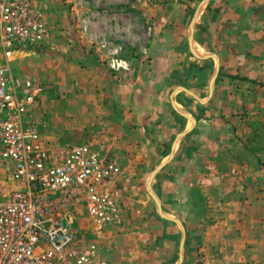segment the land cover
<instances>
[{
  "label": "rangeland",
  "instance_id": "374dc122",
  "mask_svg": "<svg viewBox=\"0 0 264 264\" xmlns=\"http://www.w3.org/2000/svg\"><path fill=\"white\" fill-rule=\"evenodd\" d=\"M203 1L39 0L47 37L13 55L15 72L46 88L26 122L120 166L107 235L83 205L72 214L82 248L106 264H264V0ZM199 8L210 53L196 49L219 60L217 88L178 139L180 126L167 132L171 114L184 122L178 86L159 66L178 47L173 27ZM2 162L0 196L15 186Z\"/></svg>",
  "mask_w": 264,
  "mask_h": 264
},
{
  "label": "built area",
  "instance_id": "2783aa9c",
  "mask_svg": "<svg viewBox=\"0 0 264 264\" xmlns=\"http://www.w3.org/2000/svg\"><path fill=\"white\" fill-rule=\"evenodd\" d=\"M47 34L39 0H0V159L15 183L0 197V264H106L82 248L72 214L83 205L106 236L120 214L110 188L120 166L89 143L45 139L24 119L46 88L15 72L13 55Z\"/></svg>",
  "mask_w": 264,
  "mask_h": 264
},
{
  "label": "crops",
  "instance_id": "0c3cea01",
  "mask_svg": "<svg viewBox=\"0 0 264 264\" xmlns=\"http://www.w3.org/2000/svg\"><path fill=\"white\" fill-rule=\"evenodd\" d=\"M210 1H208L205 5H208ZM205 17L206 16L203 18ZM193 21L194 17H192L190 20L187 19V21L184 19L181 20V25L178 24L180 25L179 27H173L175 30H177L178 35L176 37L177 42L175 41V44L172 46V48L174 46L178 47L170 51V53L166 52L168 54L163 58V60H160L161 66H159L161 71H166V66L170 68L169 74L172 78V82L178 86L177 90L173 91L174 99L172 100V106L174 109L177 108L178 111H176L182 115V118H184V122H182L171 114V116L168 117V120L169 122H173V124L167 126V132L168 130L172 131L175 128H179V126L182 128L183 124L186 123L187 127L182 130L180 128L179 130L178 135L182 136V138L187 137V135L190 133L185 131L189 128V123H191L194 128L199 126L198 122L195 121V118L198 116L197 112L205 108H210L211 99L214 98V93L217 88L216 81L219 71V60L217 61L214 56L208 55L210 53V48L205 43L207 39L204 38L202 41L198 37V29H205L207 22L203 21L201 17L199 18L198 16L195 19V23L192 27ZM192 28L194 29L193 43L190 40ZM185 38H187L189 46L188 50L182 51L179 47ZM196 44L204 47L207 52H209L201 53L205 56L204 58L197 57L195 55L193 50L195 49L197 51ZM164 74L166 73L164 72ZM177 120L179 122H177ZM192 133H194V131H192ZM203 135H205V133H203ZM195 138L197 137L195 136ZM0 161L2 160L0 159ZM174 185L181 184L175 182ZM9 188H7L3 195L0 196L1 198L6 196ZM174 190H176L175 187Z\"/></svg>",
  "mask_w": 264,
  "mask_h": 264
},
{
  "label": "water",
  "instance_id": "95a60500",
  "mask_svg": "<svg viewBox=\"0 0 264 264\" xmlns=\"http://www.w3.org/2000/svg\"><path fill=\"white\" fill-rule=\"evenodd\" d=\"M209 0H204L203 1V4L202 5H204L205 3H207ZM201 5V6H202ZM200 9L201 8H199L198 10H197V12H196V14H195V16H194V21H193V23H192V27H193V25H194V23H195V19L199 16V12H200ZM193 31H194V29L192 28L191 29V33H190V40H191V42L193 43ZM194 51V53H195V55L197 56V57H201V58H204L205 56L203 55V54H201V53H199L198 51H196L195 49L193 50ZM215 57V59L218 61V59L216 58V56H214ZM176 108V107H175ZM176 110H177V108H176ZM178 111V110H177ZM193 123V122H192ZM182 136H179L178 137V139H180ZM172 156V155H171ZM163 214V213H162ZM183 238L185 239V234L183 235ZM183 243H184V241H183Z\"/></svg>",
  "mask_w": 264,
  "mask_h": 264
}]
</instances>
